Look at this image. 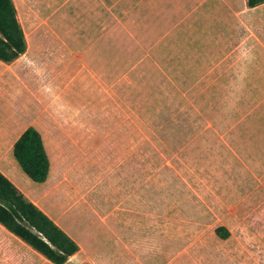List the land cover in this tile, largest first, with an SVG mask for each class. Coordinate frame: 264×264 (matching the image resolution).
I'll return each instance as SVG.
<instances>
[{"label":"rangeland","instance_id":"374dc122","mask_svg":"<svg viewBox=\"0 0 264 264\" xmlns=\"http://www.w3.org/2000/svg\"><path fill=\"white\" fill-rule=\"evenodd\" d=\"M13 1L33 60L16 71L60 101L48 205L81 243L64 264H264V145L245 133L264 86L228 52L230 7L193 38L203 0H144L141 20L135 0Z\"/></svg>","mask_w":264,"mask_h":264},{"label":"crops","instance_id":"0c3cea01","mask_svg":"<svg viewBox=\"0 0 264 264\" xmlns=\"http://www.w3.org/2000/svg\"><path fill=\"white\" fill-rule=\"evenodd\" d=\"M135 1L138 9L137 16L139 20H141L139 14L142 12L141 6L144 0ZM150 3H152L151 0ZM144 4L147 6L148 0H145ZM199 4L200 2L198 3V7ZM236 4L237 3L233 0H203L200 4L203 8L200 6L201 10L199 11V16L202 18L203 24L198 26L199 29L201 28L200 32H202V34L197 37L190 31L188 32L190 34L188 37L202 38L211 32L223 30V27H221L223 22L220 17L222 7H230V12H228V32L234 40L243 37L244 45L232 46L228 52L230 55L234 56L243 55L245 84L261 87L264 86V2L250 6L247 0H241L240 4ZM37 38L38 36L36 39ZM33 52H30V54ZM28 54L26 43V50L24 53L13 61L5 62L0 59V171L6 175L28 199L33 201L53 219V212L48 205V201L52 197L50 185L51 150L53 147H61L62 140L60 137L52 138L50 136H54L55 134L60 136V134H62L59 126L60 101L51 99L50 96H45L47 101L45 100L44 79H39V77L34 79L33 76H30L29 73L26 72L27 78L23 80L18 74L16 67L21 66L23 70H25L27 68L25 66L26 62L33 61ZM235 62H237V60H235ZM29 64L33 67L35 66L33 63ZM36 70L39 72L43 71H40L39 68ZM52 82L54 85V79ZM30 86L35 87V89L30 91V96L32 98L27 96L24 100L25 103L22 105L19 102V109L13 111V100L15 99L12 95L15 92L20 93L22 90L28 92ZM52 94H55L53 87ZM30 105L34 108L31 110L32 113L23 112L21 110L24 106L26 109H28V107L30 109ZM38 106H40V109H35V107L38 108ZM55 121L58 124L57 126L55 125ZM29 125L35 126L41 133L50 161L47 178L42 182L34 181V183H36L35 185L30 182L32 179L21 169L13 155L14 142ZM245 133L253 136L259 135V137H253L250 140H257L260 144L264 145L263 127L251 129ZM60 156H64V152H60ZM132 158L135 159V156L133 155ZM122 161H125L124 155H122ZM122 241L124 244V238H122ZM78 244L80 248L81 243L79 242ZM32 251L38 252L26 241L0 223V264H55L40 252H38L40 254H32Z\"/></svg>","mask_w":264,"mask_h":264},{"label":"trees","instance_id":"16d2710c","mask_svg":"<svg viewBox=\"0 0 264 264\" xmlns=\"http://www.w3.org/2000/svg\"><path fill=\"white\" fill-rule=\"evenodd\" d=\"M264 0H247L253 6ZM26 50V40L13 0H0V59L10 62ZM13 155L30 179L47 178L50 161L39 130L29 125L13 144ZM0 223L55 264L79 249L77 241L0 171ZM227 237L225 226L216 228Z\"/></svg>","mask_w":264,"mask_h":264}]
</instances>
